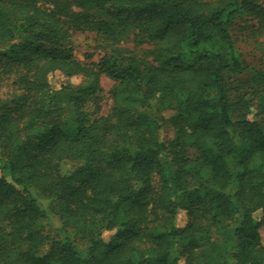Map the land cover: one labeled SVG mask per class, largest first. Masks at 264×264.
I'll return each instance as SVG.
<instances>
[{
    "label": "trees",
    "instance_id": "trees-1",
    "mask_svg": "<svg viewBox=\"0 0 264 264\" xmlns=\"http://www.w3.org/2000/svg\"><path fill=\"white\" fill-rule=\"evenodd\" d=\"M239 20L264 34V0H0V86L20 91L0 97V264H264V58ZM78 31L109 52L77 57ZM130 31L141 54L115 46ZM103 75L112 110L91 116Z\"/></svg>",
    "mask_w": 264,
    "mask_h": 264
},
{
    "label": "rangeland",
    "instance_id": "rangeland-1",
    "mask_svg": "<svg viewBox=\"0 0 264 264\" xmlns=\"http://www.w3.org/2000/svg\"><path fill=\"white\" fill-rule=\"evenodd\" d=\"M234 36L237 40V44L239 48L243 51L244 57L247 62L250 64H257L264 58V34L262 32H257L252 26H250V22L245 20H239L237 24H235L233 28ZM73 46L74 52L80 59H87L86 55L91 54L88 57L90 61H98L99 58L106 52L110 50L111 44L105 41L102 37L97 35L96 32L93 31H78L73 35ZM115 46H120L122 48L129 49L136 53L141 54L143 50L147 47V44H139L135 39V36L132 31L128 33L124 39L115 44ZM14 76L5 78L0 86V97L3 99L13 98L17 94L20 93L19 90L15 87ZM51 81L53 85L59 88L61 85H65L69 87V89H65L68 92L70 89L78 86L83 81V76H66L62 72L57 71L51 76ZM101 83L103 86V91L101 92V99L96 104L93 100H87L85 104L86 110L92 116L95 115H107L111 113L113 106V98L110 94V90L114 85V81L109 77L103 75L101 77ZM172 112H166L165 116H169ZM253 115H250L252 118ZM163 137L166 141H170L175 137V129L169 123H164L163 125ZM191 151H193L191 149ZM80 162L75 161H67L62 164L63 172H68L70 170L75 169L79 166ZM44 206L49 208V202L47 200L43 201ZM185 217L179 216L180 223H183ZM61 222L58 218V215L54 212H50V218L45 222V227L47 231L55 234L59 232L58 227ZM112 232H105L104 236L109 238ZM261 239L264 243V224L260 228ZM208 249L205 248L201 252L199 251V255L202 252H207ZM194 264H203L201 257L195 260Z\"/></svg>",
    "mask_w": 264,
    "mask_h": 264
}]
</instances>
